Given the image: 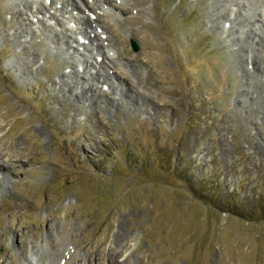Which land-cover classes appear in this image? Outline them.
<instances>
[{
  "label": "rangeland",
  "instance_id": "obj_1",
  "mask_svg": "<svg viewBox=\"0 0 264 264\" xmlns=\"http://www.w3.org/2000/svg\"><path fill=\"white\" fill-rule=\"evenodd\" d=\"M28 1L0 0V264H264V0Z\"/></svg>",
  "mask_w": 264,
  "mask_h": 264
},
{
  "label": "bare ground",
  "instance_id": "obj_2",
  "mask_svg": "<svg viewBox=\"0 0 264 264\" xmlns=\"http://www.w3.org/2000/svg\"><path fill=\"white\" fill-rule=\"evenodd\" d=\"M25 1V0H24ZM54 1V3H52V5L54 6L55 5V0H52V2ZM61 1V3L63 4V5H68L69 4V0H60ZM87 1V3H88V0H86ZM85 1V2H86ZM33 3H36V1L35 0H33L32 1ZM104 2H105V0H104ZM21 3H23V6L24 7H28L29 6V1L28 0H26L25 2H23V0H20V2H19V4L18 5H20ZM44 3V2H43ZM43 3H38V7L36 8V10L35 11H33V13H32V15L35 17V14L37 15V14H39V13H41L42 15H44L45 17H50L49 19L50 20H53V17L55 18V19H57V14H56V12H58V11H56V8L54 9V10H52V12H50V10L52 9V7L50 6V8H45V7H43V6H41V4H43ZM58 3V0L56 1V4ZM97 3V2H96ZM14 4V3H13ZM89 4H91V3H89ZM98 6V5H97ZM67 7V6H66ZM87 7V6H86ZM92 6H88V8H91ZM95 7V6H94ZM101 8V7H100ZM64 9V8H63ZM91 10V9H90ZM17 12V11H16ZM54 12V13H53ZM14 13H15V11H14ZM18 13V12H17ZM64 13H66V12H64ZM19 14V13H18ZM59 14V13H58ZM263 15H264V12H262V14H261V17H262V19L264 18L263 17ZM40 19H43V18H39V20ZM46 19V18H45ZM62 19V18H61ZM80 19H81V21H82V23L83 24H88V25H91L92 23H91V21H90V19L89 18H83V17H80ZM32 19H30V21H31ZM38 20V19H37ZM264 20V19H263ZM33 21V20H32ZM31 21V22H32ZM41 21V20H40ZM62 21V20H61ZM32 23H34V21L32 22ZM36 23H38V22H36ZM86 27H88V26H86ZM50 28H53V27H50ZM78 32V33H75V32ZM84 33V34H83ZM62 34V33H61ZM74 34L75 35H79V36H82V37H84V35H87L88 34V32H87V30L84 28L83 30H78V29H76L75 31H74ZM72 35V34H71ZM71 35H70V38H71ZM63 36V35H62ZM62 36H60V38H61V40L64 38V36L62 37ZM87 36H85V38H86ZM94 37H96L95 35H94ZM77 41V40H76ZM94 41V40H93ZM92 41V42H93ZM98 44V43H97ZM78 46H81V44H77ZM82 46H84L85 48H87V46L86 45H82ZM97 49V48H96ZM103 55H104V57H106L107 59H108V61H111L112 60V56H110V54H108V53H106V52H103ZM97 56H98V54H97ZM103 62V61H102ZM84 63L86 64V66H85V72H86V69H89V65L91 66V67H93V64L92 63H90L88 60H86V61H84ZM94 64H97V63H94ZM96 66V65H95ZM100 67V64L98 65V69H100L99 68ZM93 69H95V67L93 68ZM114 69V68H113ZM78 70V71H77ZM76 71H74V72H72L71 74H69V76L70 77H72L76 82L78 81H80V79H81V75L79 74V72H82L83 73V71H80V69H77ZM95 72V71H94ZM87 73H89L90 74V76L88 77V79L90 80V81H97V80H99L100 78H103V81H102V83H103V85H107L108 86V83H106V80H105V78H107V79H109V78H114V79H117V75H116V71L114 70V71H103V70H97L95 73H93V72H91V70H89ZM65 76V75H64ZM62 83L63 84H66V85H68L67 86V91L68 92H73L74 91V87L75 86H73V85H69V82L67 81V80H62ZM111 85V84H110ZM93 86L94 87H96V84H94V83H92V84H90L89 85V87H88V89H82L81 90V94L79 95L80 96V98H84V97H86V93H88L89 92V88L91 87V88H93ZM115 89H116V87L115 86H117V85H112ZM109 88V87H108ZM110 89V88H109ZM72 95V94H71ZM91 95V94H90ZM8 156H9V150H7V151H2V150H0V172H4V171H7V169H6V167H5V165L3 164L4 163V161L2 160L3 158H5V157H7L8 158ZM29 262V261H28ZM30 263V262H29Z\"/></svg>",
  "mask_w": 264,
  "mask_h": 264
},
{
  "label": "water",
  "instance_id": "obj_3",
  "mask_svg": "<svg viewBox=\"0 0 264 264\" xmlns=\"http://www.w3.org/2000/svg\"><path fill=\"white\" fill-rule=\"evenodd\" d=\"M133 50H137V46L134 42L131 43Z\"/></svg>",
  "mask_w": 264,
  "mask_h": 264
}]
</instances>
